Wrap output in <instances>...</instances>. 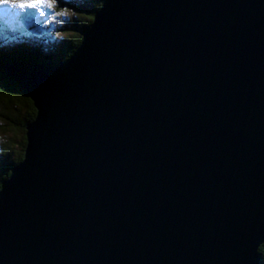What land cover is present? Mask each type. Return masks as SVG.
<instances>
[{"label": "water", "instance_id": "obj_1", "mask_svg": "<svg viewBox=\"0 0 264 264\" xmlns=\"http://www.w3.org/2000/svg\"><path fill=\"white\" fill-rule=\"evenodd\" d=\"M4 69L36 115L0 264H262L264 0H104L67 59Z\"/></svg>", "mask_w": 264, "mask_h": 264}, {"label": "rangeland", "instance_id": "obj_2", "mask_svg": "<svg viewBox=\"0 0 264 264\" xmlns=\"http://www.w3.org/2000/svg\"><path fill=\"white\" fill-rule=\"evenodd\" d=\"M84 1L89 5L81 7L83 10L92 11V7L95 8L96 0H55L54 7L51 10L44 9L46 14L41 16L35 10L20 12L15 8L0 7V57H12L20 50L19 43H24L23 46L41 45L59 52L62 43L74 32V27L81 32V29L84 31L90 25L86 14H79L82 12L76 8L78 3ZM53 12H62L63 15L52 16ZM16 109L14 114H17V120H21L27 112L26 107L20 104ZM8 114L14 115L11 112ZM22 133L20 126L12 125L0 117V164L6 160L10 163L18 157ZM3 173L5 171L0 165V177Z\"/></svg>", "mask_w": 264, "mask_h": 264}, {"label": "trees", "instance_id": "obj_3", "mask_svg": "<svg viewBox=\"0 0 264 264\" xmlns=\"http://www.w3.org/2000/svg\"><path fill=\"white\" fill-rule=\"evenodd\" d=\"M103 1L104 0H96L95 8L92 7V11H85L82 9L85 4L89 5L85 1L81 3L77 2L78 4L76 5V8H78V11L82 12H79V14H86V16L89 18V24L93 19L94 12L101 6ZM73 31L74 32L70 34L67 40L62 43L59 52L52 51L50 48H45V46L41 45L23 46L25 45L24 43H19L18 45H20V50H18V52L12 57H0V117L9 121V123L12 125L17 127L20 126V129L23 132L21 150L18 153V157L10 163L6 160L0 164L1 169L5 171V173H3L0 177V186L1 181L8 177L15 165L22 160L26 145L25 127L26 124L33 120L36 115V109L34 108L32 101L18 89L17 84L12 79L5 75L4 66L10 67L13 64L25 62L27 60H31L40 65L49 66L67 59V57H69L79 46L82 39V29L81 32H78V30L74 27ZM20 104L26 107L25 110H27V112L21 120H17V114H14V112L17 111L16 107ZM9 112L14 115L8 114ZM258 251L260 254L261 263L264 264V243L259 247Z\"/></svg>", "mask_w": 264, "mask_h": 264}, {"label": "snow or ice", "instance_id": "obj_4", "mask_svg": "<svg viewBox=\"0 0 264 264\" xmlns=\"http://www.w3.org/2000/svg\"><path fill=\"white\" fill-rule=\"evenodd\" d=\"M55 0H0V7L15 8L20 12L25 10H35L41 16L46 13L44 9L51 10L54 7ZM62 12H53L52 16H61Z\"/></svg>", "mask_w": 264, "mask_h": 264}, {"label": "bare ground", "instance_id": "obj_5", "mask_svg": "<svg viewBox=\"0 0 264 264\" xmlns=\"http://www.w3.org/2000/svg\"><path fill=\"white\" fill-rule=\"evenodd\" d=\"M13 111V110H12ZM19 122V121H18Z\"/></svg>", "mask_w": 264, "mask_h": 264}]
</instances>
